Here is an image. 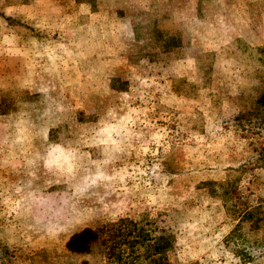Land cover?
<instances>
[{"label":"rangeland","instance_id":"obj_1","mask_svg":"<svg viewBox=\"0 0 264 264\" xmlns=\"http://www.w3.org/2000/svg\"><path fill=\"white\" fill-rule=\"evenodd\" d=\"M263 90L264 0H0V264H264Z\"/></svg>","mask_w":264,"mask_h":264},{"label":"trees","instance_id":"obj_2","mask_svg":"<svg viewBox=\"0 0 264 264\" xmlns=\"http://www.w3.org/2000/svg\"><path fill=\"white\" fill-rule=\"evenodd\" d=\"M256 102L258 105L264 106V90L257 98ZM239 117V114H238ZM118 221H132L128 218H120ZM107 230L105 227H84L78 232L73 233L66 242V247L76 253H89L91 252L92 244L101 239L102 234ZM114 238H122L123 235V226L116 224L113 230ZM102 242L105 244L106 239H103Z\"/></svg>","mask_w":264,"mask_h":264}]
</instances>
